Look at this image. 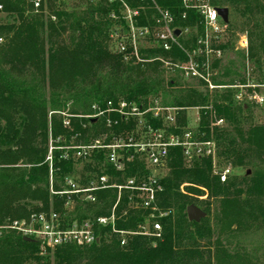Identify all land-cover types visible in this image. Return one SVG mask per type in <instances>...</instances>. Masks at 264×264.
Instances as JSON below:
<instances>
[{
	"label": "trees",
	"instance_id": "1",
	"mask_svg": "<svg viewBox=\"0 0 264 264\" xmlns=\"http://www.w3.org/2000/svg\"><path fill=\"white\" fill-rule=\"evenodd\" d=\"M34 1L0 0V226L32 213L63 210L67 197L50 192L51 166L46 159L50 140L86 144L108 139L111 133L131 132L135 122L123 121L111 111L124 101L146 107L157 100L165 106L203 108L199 131L216 143L220 165L245 173L222 183L211 159L188 165L183 150L172 149L169 174L158 181L162 190L154 209L135 208L129 194L123 196L117 228L136 233L126 236V245L109 228L100 229L99 242L90 248L56 249L7 230L0 235V264H254L228 245L233 236L264 232V123L255 120L256 108L234 101V90L211 93L200 83L187 84L159 60H185L184 49L195 45L201 29L197 34L181 33L170 51L152 47L141 51L144 62L133 56L127 63L110 43L114 28L110 15L116 6L93 0H43L36 10ZM157 2L171 10L175 27L182 32L199 19L194 13L187 20L181 18V0ZM213 2L230 11L226 42L219 47L231 54L237 34L247 33L250 40L248 56L237 52L241 61L223 65L221 77L229 84L244 83L248 64L253 76L264 79V0ZM153 16L148 9L140 24L147 25ZM93 106L105 115L92 119ZM58 112L72 115V129L64 128ZM218 118L226 121L224 127L213 126ZM179 122L181 128L187 125L185 114ZM92 158L81 165L56 151L53 189L60 190L71 175H80L84 185L104 173L119 184L150 176L139 160L116 173L104 154ZM97 196V204L82 206L76 216L108 215L117 192L104 190ZM191 202L206 213L201 222L188 220ZM156 222L162 227L159 236L154 234ZM145 229L152 235L139 234Z\"/></svg>",
	"mask_w": 264,
	"mask_h": 264
},
{
	"label": "built area",
	"instance_id": "2",
	"mask_svg": "<svg viewBox=\"0 0 264 264\" xmlns=\"http://www.w3.org/2000/svg\"><path fill=\"white\" fill-rule=\"evenodd\" d=\"M66 2L68 0H62ZM107 5L116 6V10L110 15L114 28L110 33L112 48L122 54L127 63L134 56L138 62H144L140 58L142 50L159 47L163 51H170L178 44L175 32L176 18L168 8H162L157 0H136L132 4L129 0H93ZM43 0H35L34 7L39 10ZM181 18L187 20L190 13L199 16L196 25L188 27L181 33L197 34L196 43L190 49H184L187 57L182 61L159 59L168 71L178 73L188 83L202 84L211 93L215 91H235L234 101L238 104L251 105L264 112V79L258 80L253 76L251 69L247 68V77L244 83H226L221 78L222 72L216 64H221L226 59V52L219 47L226 42L229 23H225L219 15L213 0H181ZM154 12L152 21L147 25L140 24L143 16L147 17V11ZM1 42V41H0ZM250 40L247 33L239 36L236 50L248 54ZM262 71H264V64ZM92 119L102 118L105 111L93 106ZM203 108H179L165 106L159 101L151 102L149 106L136 103L121 102L116 111L123 121L133 120L135 129L131 132L122 131L119 134L111 133L110 137H103L94 142L77 144L70 141L69 144L61 142L63 139L50 140V148L47 161L51 166V187L53 196L67 197L62 211L52 208L49 212L32 213L23 220L14 221L6 226H0V235L3 231L12 230L36 241L42 247L56 249L60 246H78L90 248L99 242V231L109 228L113 235L118 236L121 245L127 244L126 236L136 233L120 231L118 211L125 193L129 194L131 206L142 207L146 210L154 209V202L158 191L162 188L158 181L165 177L169 171L172 149H182L185 162L192 165L201 159L212 160V170L219 176L222 183L234 176V170L219 163L216 143L205 138L201 133V118ZM63 117V126L66 130L72 129V115L56 113ZM185 114L187 125L180 127V119ZM213 124L215 127H224L226 121L218 118ZM160 126H154V123ZM118 126V122L114 123ZM109 127L112 123L108 121ZM179 131V133H176ZM58 151L61 158L68 162L87 164L93 160V156L104 154L107 164L116 172L123 173L129 164L139 160L145 170L149 172L148 179L139 180L128 178L123 183H117L114 177L108 173L92 177L88 184L82 183L80 175L67 177L60 190H54L53 162L54 154ZM81 167V166H80ZM104 190H115L117 199L111 212L105 216H91L81 219L77 217L78 209L85 205L98 203V193ZM85 208V207H83ZM153 219L154 217L151 216ZM162 230L161 224L154 223V234L159 236ZM145 236L152 235L148 230L139 233Z\"/></svg>",
	"mask_w": 264,
	"mask_h": 264
},
{
	"label": "rangeland",
	"instance_id": "3",
	"mask_svg": "<svg viewBox=\"0 0 264 264\" xmlns=\"http://www.w3.org/2000/svg\"><path fill=\"white\" fill-rule=\"evenodd\" d=\"M245 33H239L237 34V44L239 41V36L244 35ZM239 53L243 56H248L245 53L241 51H237L235 49L234 53H226V59L224 62H222L219 66V71H221L222 66L229 65L232 61L239 62L241 61V56L236 54ZM248 64L246 66V71L248 68ZM223 81H225L223 78H221ZM186 82V81H185ZM187 84H194V83H188ZM255 120L260 123H264V112L260 110H256L255 112ZM226 166V165H225ZM228 167H231L234 170V176H243L245 171L244 169L240 168H233L230 165H227ZM169 174V172H168ZM167 176V174H166ZM233 176V177H234ZM232 177V178H233ZM207 196L204 197L206 199ZM202 209V208H201ZM228 249L233 252H241L243 255L247 256L249 259H251L254 264H264V232L254 231L253 233H247L244 235H236L230 238V244L228 245Z\"/></svg>",
	"mask_w": 264,
	"mask_h": 264
},
{
	"label": "water",
	"instance_id": "4",
	"mask_svg": "<svg viewBox=\"0 0 264 264\" xmlns=\"http://www.w3.org/2000/svg\"><path fill=\"white\" fill-rule=\"evenodd\" d=\"M219 15L223 18L225 23H229V14L230 11L229 9L226 8H219L218 9ZM175 35L178 37L181 35V32L179 30H177L175 32ZM248 175H250V172H248ZM187 217L188 220L190 221H194V222H201L203 220V218L206 217V213L204 211H202L197 204H195L194 202H191L189 204V206L187 207Z\"/></svg>",
	"mask_w": 264,
	"mask_h": 264
}]
</instances>
